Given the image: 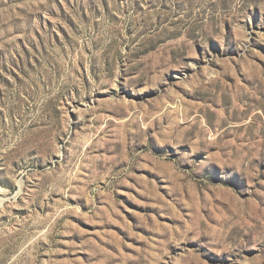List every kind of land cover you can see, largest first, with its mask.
Listing matches in <instances>:
<instances>
[{
    "label": "rangeland",
    "instance_id": "1",
    "mask_svg": "<svg viewBox=\"0 0 264 264\" xmlns=\"http://www.w3.org/2000/svg\"><path fill=\"white\" fill-rule=\"evenodd\" d=\"M0 264H264V0H0Z\"/></svg>",
    "mask_w": 264,
    "mask_h": 264
},
{
    "label": "bare ground",
    "instance_id": "2",
    "mask_svg": "<svg viewBox=\"0 0 264 264\" xmlns=\"http://www.w3.org/2000/svg\"><path fill=\"white\" fill-rule=\"evenodd\" d=\"M0 202H1V200H0Z\"/></svg>",
    "mask_w": 264,
    "mask_h": 264
}]
</instances>
